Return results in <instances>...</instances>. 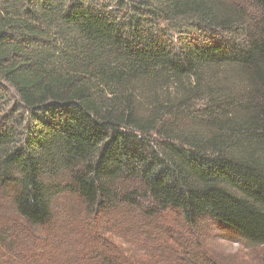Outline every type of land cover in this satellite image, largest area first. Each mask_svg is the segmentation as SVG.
I'll use <instances>...</instances> for the list:
<instances>
[{
  "label": "trees",
  "instance_id": "1",
  "mask_svg": "<svg viewBox=\"0 0 264 264\" xmlns=\"http://www.w3.org/2000/svg\"><path fill=\"white\" fill-rule=\"evenodd\" d=\"M164 212L264 246V0H0V264H149Z\"/></svg>",
  "mask_w": 264,
  "mask_h": 264
},
{
  "label": "rangeland",
  "instance_id": "2",
  "mask_svg": "<svg viewBox=\"0 0 264 264\" xmlns=\"http://www.w3.org/2000/svg\"><path fill=\"white\" fill-rule=\"evenodd\" d=\"M185 125L183 123V126ZM192 125L191 123L190 126ZM62 203L59 222H62L64 227L72 224L71 229L76 235H84V224L69 218L78 216L75 212L76 209L73 208L71 211L69 202L63 201ZM117 211L121 213H116L115 216L110 218L111 220L119 219L123 214L122 210L119 209ZM138 212H135L136 215H139ZM162 215V222L171 225L174 234L170 236L167 233H162L159 237L161 243H163L162 247L157 251L145 253L143 258L147 263L199 264V259H201L203 264H264L263 245L245 242L233 232L220 229L212 221H206L198 226L190 227L184 226L183 221L176 214L174 216L169 212H164ZM0 219L4 221L1 217ZM62 235L64 237L62 244L70 247L66 241L65 234ZM40 246L42 247L40 251L39 248L28 251L27 247L29 246L22 245V249L25 248V251L21 252L22 254H12L6 256L4 260L8 261V264H25L26 262L31 264H52L55 260L54 255L47 250L49 245ZM58 249L63 251L64 247ZM58 249L57 252L60 253L61 251H58ZM105 253L101 252L100 255H105ZM95 264H104L100 256L96 259Z\"/></svg>",
  "mask_w": 264,
  "mask_h": 264
}]
</instances>
